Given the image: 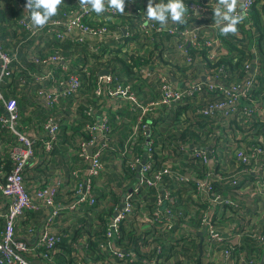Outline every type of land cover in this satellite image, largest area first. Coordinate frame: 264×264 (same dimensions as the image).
Here are the masks:
<instances>
[{
  "label": "built area",
  "instance_id": "obj_1",
  "mask_svg": "<svg viewBox=\"0 0 264 264\" xmlns=\"http://www.w3.org/2000/svg\"><path fill=\"white\" fill-rule=\"evenodd\" d=\"M135 1L137 5L142 4V0ZM183 2L188 7V15L182 24L169 21L161 27L155 21H147V4L135 11L141 18L142 35L147 39L156 41L169 36L178 41L176 48L183 64L188 67L182 86L171 84L170 74L158 59L151 66L142 65L133 70L134 76L145 81L148 91L154 93V98L137 95L132 83L120 82L112 73L99 74L96 78L94 93L97 97L106 95L120 98L136 114L132 134L119 155L135 174L140 165L138 181L127 188L119 198L120 201L113 205L105 224L106 229L101 238L97 239L98 248L102 255L114 259L111 264H159L156 260L136 259L130 251L115 246L123 243L122 239L133 220L153 223L159 234L170 233L177 222L184 226L195 220L198 232L204 234V243L200 248L192 246L190 257H183V264H196L201 258L211 264H258L264 247V232L260 229L261 223H264V58L258 56V36L255 34L251 11L254 7L261 9L264 0H240L237 12H242L244 19L237 26V34L229 35L233 38L232 52L225 48L220 38V26L214 22L213 8L217 0H207V3L205 0ZM26 4L27 0L18 3L17 9L23 13L16 20V26L29 37L52 33L59 41L69 38L78 45L117 34L110 30V24L118 15L111 8L99 14V25L85 22L89 10L79 4L78 9L70 10L64 19L49 20L46 26L36 29L31 27ZM207 31L212 35H206ZM193 49L197 52L205 50L201 53L205 54V58L198 63L196 70L194 66L201 58L192 54ZM27 57L39 71L31 76V81L24 80L22 83L33 88L34 107L49 113L40 122L41 126L35 121L31 127L21 123L16 98L4 96V90L8 95L12 92L11 78L15 71L13 64L16 55L3 50L0 44V86L6 85L3 91L0 88V101L4 110L0 124L14 139L12 143L0 146L1 151L8 148V160L11 163V170L6 172L4 162H0V194L8 203L7 211L1 215L0 264H30L31 260L69 264L53 262L56 246L60 242L59 231L55 228L56 221L65 211L76 212L82 207L96 209L100 205L93 193L96 185L92 180L100 177L103 171L101 157L110 149L105 135L108 131L107 118L106 115L101 119L95 117L94 107L84 106L85 98L89 95H81L82 82L77 73L70 72L67 65H64L61 69L67 74H56L64 61L58 50L45 56L37 55L33 50ZM229 58L231 64H216L219 59ZM195 72L197 74L193 76ZM63 98L70 100L74 112H78L80 107L84 108L87 118L84 131L91 138L88 141L80 139L76 145L77 155L88 166L76 186L75 199L61 205L56 202L61 180L56 179L52 183L41 181L30 191L24 187V180L25 169L31 168L37 158L35 148L38 144H41L44 158L53 149L61 120L52 115V108ZM187 104L191 111H184L178 123L183 129L195 128L196 143L193 146L190 143L179 145V151L187 156L185 166L176 161L177 153L170 145L166 151L170 164L165 161L157 165L154 158L157 147L149 139V128L145 120L152 112L182 109ZM198 122H202V126H198ZM141 137L146 139L144 159L133 153ZM92 146H95V150L89 154ZM71 176L75 180L80 179L78 170H74ZM144 188H151L155 192L154 210L150 217L143 211L142 202L135 208L136 197ZM179 189L186 193L184 200L188 202L185 203V210L180 208L174 193ZM96 204L97 207L93 208ZM38 211L43 212L40 235L37 242L29 246L15 236L14 227L27 213ZM196 237L197 234H194L192 240ZM237 237L253 239L257 251L255 249L251 256L239 251L234 255L233 251L240 247V244L234 242ZM138 244L147 253L154 250L157 254L161 252L160 246L147 247L142 240ZM221 245L225 246L219 248ZM175 247L180 250V246ZM180 251L177 250L178 254ZM192 253L196 254L194 262ZM71 259L70 264H89L85 255L78 250L71 255ZM99 264L108 263L102 259Z\"/></svg>",
  "mask_w": 264,
  "mask_h": 264
},
{
  "label": "crops",
  "instance_id": "obj_2",
  "mask_svg": "<svg viewBox=\"0 0 264 264\" xmlns=\"http://www.w3.org/2000/svg\"><path fill=\"white\" fill-rule=\"evenodd\" d=\"M7 0H0V10H2V14L5 16L2 19L1 25L7 27L9 32L15 34V37L11 39V42L15 44V49H20L21 53L25 55L28 48L34 49L35 52H38L42 55H47L53 53L57 48H61L63 51L64 61L63 64L56 70L57 75H66L67 72L62 70V66L67 65L70 72L75 73L77 70L84 71L88 77H94V75H89L91 72H96V77L99 74H104V71L108 73L111 72V68L118 69L119 66L115 64L118 61H124L126 63L132 64L130 62V57H139L140 58V66H151L153 62L158 59V61L167 69V73L170 74L169 80L171 84L175 87L182 86V81L186 77V72L188 67L186 64H183L182 57L177 50L176 46L178 41H174V39H170L169 36H165L163 38H159L156 41H151L147 39L145 35H142L141 31V18L140 16L136 15V10H141L144 7L143 4H148V1L142 0V4L137 5L135 0H125V9L124 14H120L116 16L115 20L110 24V30L116 32V36L113 34L107 35L102 40L96 41H85L82 44H74L72 40L69 38H65L62 43H59L55 36L52 33H43L39 37H29L25 32L22 33V29L16 26V20L19 19L18 17L14 16V7L6 5ZM75 3L77 0H63V3L58 7V9L71 6L75 7ZM158 3V2H157ZM185 4V2H184ZM18 6V4H17ZM264 4L261 9H257L258 14L261 17V21L264 22ZM21 10V9H19ZM23 13V11L21 10ZM21 13V15H22ZM188 12L186 13L184 19L186 20ZM99 18L100 15L96 14L94 11L89 10V17L85 18V22L90 25H99ZM196 18V17H195ZM171 21V20H169ZM17 34V36H16ZM153 37H158L157 35H153ZM126 38V39H125ZM33 40L34 42L32 43ZM224 44V43H223ZM124 45V46H123ZM225 46V44H224ZM33 47V48H32ZM258 50V56L260 58H264V43L260 42L256 45ZM225 48L228 52H232V49H229L227 46ZM29 50V53L31 52ZM236 49V47H235ZM192 54L197 55L201 58L198 59L197 63L194 66V70L199 67L200 61H203L205 58L204 56L195 51L194 49L191 51ZM17 54V51H16ZM15 54V55H16ZM29 55V54H28ZM28 58V57H27ZM26 58V61H27ZM225 61H229V59H224ZM142 61V62H141ZM15 72L24 71L28 73L30 71L29 68H26V65L22 63L19 59L16 58L15 60ZM138 67V68H139ZM137 68L134 67L133 70ZM196 72L193 76H196ZM33 73L29 75L26 74L27 79L31 81V76ZM131 76V75H130ZM83 77V76H82ZM88 77H83L82 79V91L81 95H89L90 97L85 98L84 106L92 105L96 110L95 117H101L106 115L107 118V126L108 131L105 134L107 138V143L110 145V149L106 150L102 157L101 162L103 164V171L101 176L96 180V186L93 188V192L95 187L102 188L103 184L107 185L113 183V178L117 179V182L121 180V183L128 184V179L124 180V172H123V160L119 155V152L122 151L124 145L126 144L128 138L131 136L133 128L135 126V119L136 114L131 112L127 106V103L117 97H108L106 95H102V97L94 96V87H89L88 84ZM134 77V74L131 76ZM131 83L133 84V88L135 93L139 96L147 95L149 98H154V93L148 91L149 88L145 84L141 78L132 79ZM137 78V77H136ZM141 79V80H140ZM88 84V87H87ZM6 87V85H5ZM2 85L0 86L1 90L3 91L4 88ZM18 89V99L22 103L23 99L29 98L30 99V89L27 86H20L17 85ZM92 88V90H89ZM24 97V98H23ZM18 102V101H17ZM23 104V103H22ZM28 104H31V101L24 104V112L25 115H28L30 118L29 123L34 121L37 122L39 126L40 118H37L36 114L40 113V108L36 107L34 109H30ZM43 110V109H42ZM179 111L181 109H172L168 112L159 110L149 114L147 117L148 120H155L161 119L162 122H159L157 126L154 128L152 134H161V133H173L177 129H183V127L178 123L181 116H179ZM53 116L59 117L61 120L60 130L57 135L56 147L52 149L50 155L44 158L43 149L40 147L36 148L35 156V163L38 165L32 171L30 168H27L25 171V177H28V182L26 181L27 189H31L35 186L36 183L44 182V183H52L56 179L61 180L62 185L61 189L57 195L56 202L64 205L75 199L76 197V186L82 180L85 171L87 170V163L84 162L78 155H77V148L76 145L78 143V139L80 140V136H77L79 133H86L84 131V123L87 118L84 115V110L82 109V113L74 112L72 108V103L68 99H59V102L56 106L52 108ZM43 113V112H42ZM4 115V110L2 108V104L0 101V116ZM21 116V115H20ZM112 116V117H111ZM158 121V120H157ZM164 121V122H163ZM148 135L151 136V131L149 125L153 122L147 121ZM175 128H173V125ZM30 127V126H29ZM64 127V128H63ZM62 128L65 129L62 133ZM174 129V130H173ZM173 130V131H172ZM42 133V130L40 131ZM180 133L177 132L176 135L178 136ZM158 137V135H157ZM63 138V143L60 140ZM65 139V140H64ZM74 140V143L73 142ZM13 135L0 124V146L4 145L5 143H12L13 142ZM65 141V142H64ZM144 144L142 145L143 148L145 147L146 139H144ZM174 142V141H173ZM173 142L169 144L173 147ZM196 141L190 139L188 143L191 146L194 145ZM124 143V144H123ZM73 144V145H71ZM73 147V148H72ZM156 153H155V160L158 164H162L165 161H170L169 156H165L162 158L161 152H165L161 144L156 145ZM75 149V151H73ZM136 149V148H135ZM134 149V150H135ZM89 150L93 152L95 150V146H92ZM89 153V151H88ZM133 153H135L133 151ZM172 153V152H170ZM176 161L181 165L185 166L184 161L187 159V156L181 153L178 149L176 151ZM37 154V155H36ZM76 154V155H75ZM8 155V148L4 149L3 151L0 150V162L6 161ZM131 159V158H130ZM74 162H76L74 166ZM119 166H117V165ZM80 166V168H76ZM32 168V167H31ZM79 171V180H75L71 176V171L73 170ZM105 172L109 175H106ZM105 174V177L103 176ZM136 175V174H135ZM116 176V177H113ZM0 180H2L0 176ZM99 181V182H98ZM132 185H129L130 188ZM117 191L120 192L119 189ZM175 195H177V200L179 206L185 205L186 202L184 197L186 195L185 192L182 190H175ZM121 199V198H120ZM118 198V201H120ZM184 201H183V200ZM107 203H110L109 211L111 212L114 203L112 200L107 197L105 198L103 204L99 205L96 209H90L88 207H82L76 212L65 211L57 218V223L55 228L59 231L65 230L67 239L66 242L70 243L73 242L77 243V248L85 255V260L89 264H99L102 259H105L108 264L114 263V259L110 256H104L99 251L90 252L88 253L87 250H84L83 243L86 242L88 236L90 234L93 235L94 240L98 239L97 235L101 232L102 226H104L107 222L109 211L107 208ZM8 209L7 200L0 194V220L2 223L1 215H3ZM183 210L186 208L182 207ZM143 211L148 215L146 210L143 207ZM33 214H40L33 215ZM43 212L38 211L35 213H27L19 223L16 225V236L18 239L24 241L29 246L34 245L37 242V239L40 235V226L42 223ZM83 220L84 224L78 225L77 222ZM232 221V218L228 219ZM81 225L83 229H81ZM105 227V226H104ZM32 229L29 231L28 229ZM81 229V230H80ZM80 230V231H79ZM130 233V234H129ZM198 227L195 220H191L188 223H185L184 226L180 224H175L174 231L170 233H163L159 234V230L157 227L151 222L145 221V223H141L140 220L135 221L131 227H129V231L124 238L125 245H129L131 240L127 242V236H133V239H136V242L139 243L142 240L145 245L147 246L148 243H163L164 245V253L170 248V246H174L175 243H192V246L195 245L200 248V243L202 242L198 236ZM197 234L198 237L192 240L193 235ZM65 235V236H66ZM244 237H237L234 239L235 243H241ZM204 239V237H203ZM199 242V243H198ZM72 244V245H73ZM151 246V245H150ZM149 246V247H150ZM141 251L147 254V250L145 248H141ZM77 252V251H75ZM73 252L72 255L75 253ZM56 253H59V249ZM71 254V253H70ZM67 252L65 253L66 256H69ZM173 258L170 261H174L177 257L176 254L172 252ZM44 264V263H42Z\"/></svg>",
  "mask_w": 264,
  "mask_h": 264
},
{
  "label": "trees",
  "instance_id": "obj_3",
  "mask_svg": "<svg viewBox=\"0 0 264 264\" xmlns=\"http://www.w3.org/2000/svg\"><path fill=\"white\" fill-rule=\"evenodd\" d=\"M4 1H6V0H4ZM21 1L22 0H7V3H6V5H9V6H12L13 5V6H15L14 7L15 12L13 14H14V16H16L18 18H20L22 16L21 15V13H22L21 10L17 9V4L20 3ZM165 1L167 2V0H165ZM79 4H80L79 3V0H77V3H75V7H72L71 8V6L70 7L67 6V7L58 9L57 15L53 16L50 20H52V19H64V17L70 12V10L78 9ZM263 10H264V7H263ZM2 16L4 17L5 15L4 14H1L0 15V23L3 22L2 21V19H3ZM251 17H252V20L254 22L255 27L257 28L256 33H255L256 36H258L257 42L258 43H260V42H263L264 43V22L261 21V17L258 14L257 9L255 7L251 11ZM21 32L24 33L25 31H21ZM16 36H17V34H16ZM13 37H15V34L12 33V32H9L7 30V27L6 26L0 24V44L3 46V50H5L6 52H14L15 54H16V51H17L16 58L19 59L22 63H24V65H26V68H29L30 71L28 73H26L25 70L24 71H21L20 70V72H15L14 71V74H13V76L11 78L12 92L9 93V95H8V92H6L4 90V96L6 98H8V97L10 98L11 96L14 97V98H16V100L18 101V106H19V110L21 112V115L22 116H26L27 118H29L28 115H25V113L27 111L24 112V104L25 103H28L29 101H31V104H28V107L30 106V109H34L35 108L34 105H33V93H32L33 88H29L28 87L30 89V93H31L30 94V99L29 98H27V100L26 99H23V101H22L23 104H22L20 102V100L18 99V95H17L18 93L17 92H18V89L19 88H17V85L24 86L23 83H22L24 80H25V82L26 81L27 82L30 81L29 79H27L26 74L29 75L30 73H33V74L34 73H37L39 71V69L35 65H33L32 63H30L28 60L26 61V58H27V56L29 54V50L31 49V47L28 48V50L26 52V58H25V55L23 53H21V50L20 49H17V48L15 49V44H13L11 42V39ZM249 37L251 39V36H249ZM220 38H221L222 42L225 44V46H227L229 49H232L233 48V43H232L233 42V38L231 36H229V35L228 36H224L222 34ZM64 40H62V41L57 40V41L59 43H62ZM31 41H32V43L34 42L33 40H31ZM33 50L34 49H31V51H33ZM56 50H58V52H60L62 54V56H63V51L61 50V48H57ZM36 54L41 56V54H39L38 52H36ZM42 56H45V55H42ZM129 59H130V62H132V64L126 63L124 61H120L121 62V64H119L120 65V68L119 67H118V69H115L113 67L111 68L112 74L118 79V81L124 82L126 84L131 81V78H132L131 76L133 74V68L134 67H137L138 68L140 66V64H141L139 62L140 61V58L139 57L131 56ZM224 62L227 63V64H231L232 63L231 60H229V61L222 60L221 61V63H224ZM13 65H15V64H13ZM115 65L116 66H119V65H117V63ZM237 66H238V64L236 65V67ZM96 72L97 71H95V73L94 72H91L89 74L90 76L91 75H94L95 78L88 77L87 74L84 71H81V74L78 73L77 71L75 73H77L79 75V78H80L81 82H82L81 76L88 77V79H89L88 80L89 81L88 82L89 87H92V88L94 87L95 88V86H96V78H97L95 76L96 75ZM88 84H87V87H88ZM92 88H89V90H92ZM94 96H95V94H94ZM82 109L84 110L83 107H80L78 109V112L80 110V112L82 113ZM179 109H181V108H179ZM187 110L191 111L190 110V106L188 104L185 105L181 109V111H179V116H181L182 113L184 111H187ZM36 116H37V118H40V122H43L49 116V113H46L44 110L40 109V113L36 114ZM185 119L187 121H189V119L187 117ZM157 120H158V123L159 122H162L161 119L159 118V119L153 120V123L149 125L150 131H151V136H149V139L152 140V141H154L155 146L158 145V144L160 145L161 142H162V140L167 137L168 139H171V141H174L173 142L174 150L175 151H178L179 145L186 144V143H188L190 141V139L193 140L195 138V131H194L195 128H188V127H186L185 129H182V130L181 129L180 130L177 129L173 133H169V134L168 133H166V134L165 133L164 134L163 133H161V134L158 133V134H155V136H153L152 132H153L154 128L157 126ZM186 120H184V122H183L185 125H186ZM29 121H27V122H22L21 121V123H23L24 125H27V126H30L31 127L33 125V122L29 123ZM145 121L147 122V119ZM35 122H39V121H35ZM86 122H87V120L85 121V123ZM85 123H84V125H85ZM197 125L198 126H202V122H198ZM63 128L61 130L62 133L64 131H66V128L65 129H63ZM179 131H180V133L177 136L176 133L179 132ZM157 135H158V137H157ZM77 136H80V139H84L85 141H88L91 138V136L88 135L87 133H84V134L83 133H79ZM77 141H79V139ZM143 141H144V138L141 137L140 140H139V143L135 147L136 149L134 150V152H135V154H137L138 156H140V157H142L144 159L145 158V150H144L145 147L143 148V146H142L144 144ZM60 142L63 143V138L60 140ZM56 144H57V141H55V143L53 145V148L56 147ZM194 144H195V142H194ZM38 147L41 148V144L40 143L38 144ZM155 153H156V151H155ZM154 158H155V154H154ZM3 162L5 164L4 165V171H6V172L10 171L11 170V163L8 160V155H7V160L6 161H3ZM156 164L157 165H160L157 162H156ZM37 166H38L37 164L35 166H32V168H30V170L32 171ZM25 171H26V169H25ZM123 172H124V180L125 179L126 180L128 179L129 181L127 183L129 185H132L133 186L138 181V179L136 178L135 172L134 171H131L128 168V166L126 165L125 162H123ZM118 183H119V185H121L122 184L121 183V180H119ZM95 185H96V183H95ZM129 185H128V187H129ZM124 186H125V183H123L122 187H124ZM104 187L103 186H102V188H100L98 186L95 187V190H94L93 193H94L96 199L97 200L99 199V200H102L103 201L105 198L109 197L111 200H113L114 204H117L118 203L116 201L117 197H115L113 199V196L111 195V192H107L106 193L104 191ZM126 191H127V189L124 192H121L120 191L121 195H123V193H125ZM154 201H155V192L151 188H144V189H142L140 191V194H138V196L136 197L135 208L136 207H139L140 206V203L142 202L144 209L146 210V212L148 213V215L150 217V214L154 210ZM97 205L98 204H96L93 208L97 207ZM29 213L32 214L33 212H29ZM33 215H39L41 217L40 214H33ZM177 223L180 224L179 222H177ZM177 223H175V224H177ZM77 224L78 225L84 224V221L81 220V221L77 222ZM16 225L14 227V234H15V236H16V231H15L16 230ZM104 226H102L101 232L98 233L99 234V236L97 235L98 238H101V234L103 233V231H105V229H106L105 227L106 226L105 227ZM2 227H3V225H2L1 220H0V231L2 230ZM81 229H83L82 225H81ZM260 229L264 232V223H261ZM28 230H32V229L30 228ZM173 231H174V229H173ZM173 231H171V232H173ZM58 234H59V237H60V242L58 243V245L56 246V248H57V250L59 249V253H55V255H54V261L53 262H57V263H65L66 262V263H69L70 264L72 262V259H71L72 253L75 252V251H77L78 248H77V246L76 247L74 246L75 245V243L73 244L74 240H73V242H70V243L66 242L67 235H66L65 230H62V231L59 230V233ZM124 238L122 239V242H124ZM127 238H128L126 240L127 242L129 241V239L131 240V243L129 245H125V243H118L115 246L117 248L130 251L131 253L134 254V256L136 257V259L156 260V261H158L159 264H183L182 263L183 262L182 261L183 260V257H188V255L190 257V252L192 250V243H186V245H184L183 243H175L174 246L173 245L170 246V248L167 250V252L164 253V248L165 247H164L163 243H154L155 246H160L161 247V252L159 254H157L156 251L154 250V251L148 252L146 254L145 252L141 251V248L142 247L139 246V244L136 242V239L135 240L133 239V236H130V237L127 236ZM255 243L256 242L253 241V239H251L250 237H244L242 239L241 243H238V245L240 244V247L239 248L237 247L235 249V251H233L234 255H236L237 252L239 251V252H243L247 256H249V255L251 256V254L255 251V249L257 251V245ZM86 244L87 245H86V247H84V250H87L88 253H90V252H96L97 253L99 251L97 239L94 240V237H93L92 234H90L88 236V238L86 240ZM150 245L152 246V243H148L147 247H149ZM175 246H180L181 252L179 254H177V257H176V259L174 261H170L173 258L172 252H173V249H176ZM224 246L225 245H221V246H219V248H222ZM78 251H80V250H78ZM66 252L68 254H70V253L71 254L69 256H66L65 255ZM44 264H50V263L49 262H44ZM196 264H211V263H205L203 261V259L201 258V259H199V260L196 261ZM217 264H221V263L220 262H217Z\"/></svg>",
  "mask_w": 264,
  "mask_h": 264
},
{
  "label": "clouds",
  "instance_id": "obj_4",
  "mask_svg": "<svg viewBox=\"0 0 264 264\" xmlns=\"http://www.w3.org/2000/svg\"><path fill=\"white\" fill-rule=\"evenodd\" d=\"M63 0H27L26 11L30 12L31 27L41 29L47 25L49 20L57 15L58 7ZM82 8L102 14L109 8L120 14H124L125 0H79ZM240 0H217L214 12V22L220 26L224 36L235 35L238 32L237 26L243 21L244 16L237 12ZM242 8V4H240ZM188 7L183 0H148L146 9L147 21H155L164 27L169 20L173 23H184Z\"/></svg>",
  "mask_w": 264,
  "mask_h": 264
},
{
  "label": "rangeland",
  "instance_id": "obj_5",
  "mask_svg": "<svg viewBox=\"0 0 264 264\" xmlns=\"http://www.w3.org/2000/svg\"><path fill=\"white\" fill-rule=\"evenodd\" d=\"M198 1V0H197ZM201 1H203V0H201ZM206 1V3H207V0H205ZM214 1H216V0H214ZM0 12H2V10H0ZM2 13H0V15H1ZM256 28V27H255ZM256 30H257V28H256ZM206 35H212V33H209L208 31L206 32ZM199 52V51H198ZM205 52V50L204 49H202V51L201 52H199V53H204ZM203 56H204V54H202ZM223 59H219L218 60V62L216 63V64H221V61H222ZM119 64H121V62L120 61H118V65ZM15 68V67H14ZM119 68H120V65H119ZM77 72L78 73H80L81 74V71L80 70H77ZM107 75V74H106ZM81 79H83V77L81 76ZM132 79H138V78H136V76H134ZM141 80V79H140ZM129 83H131V81L129 82ZM18 108H19V106H18ZM20 111V110H19ZM20 115H21V112H20ZM30 119L29 118H27L26 116H22L21 115V121L22 122H27V121H29ZM175 125L176 124H174L173 125V128H175ZM174 130V129H173ZM172 130V131H173ZM57 140H58V138H57ZM74 140L75 139H73V142L72 143H74ZM173 141H171V139H168L167 137L166 138H164L163 140H162V142H161V147H163V150H166V151H168L169 150V144H171ZM71 145H73V144H71ZM73 148V147H72ZM73 151H75V149H73ZM76 155V154H75ZM161 156H162V158H165V156H167V155H165V152L163 151V152H161ZM167 163L168 164H170V162L167 160ZM76 164V162H74V166H77V165H75ZM117 165V164H116ZM118 166V165H117ZM119 167V166H118ZM76 168H80V166L78 165V167H76ZM75 170V169H74ZM73 172V170L71 171V173ZM105 174L106 175H109V174H107L106 172H105ZM105 174L103 175L104 177H105ZM101 176V175H100ZM113 177H116V176H113ZM25 180L27 181L28 180V177H25ZM24 180V187H26V181ZM97 180V179H96ZM96 180H92V182H93V184H95V182H96ZM113 183H110V184H107V185H104L103 184V187H104V191L107 193V192H111V195L113 196V199L115 198V197H117V199H116V201L118 202V198H120L121 197V193L119 192V191H117V189H119L121 192H124L126 189H127V187H128V185L129 184H125V186L124 187H122V185H123V183L121 184V185H119V183L117 182V179L116 178H113ZM28 182V181H27ZM99 182V181H98ZM26 189H27V187H26ZM29 191L31 190V189H28ZM124 190V191H123ZM105 200V199H104ZM104 200L102 201V200H99V204H102L103 202H104ZM183 200V199H182ZM184 201V200H183ZM112 202H113V200H112ZM116 202V203H117ZM114 203V202H113ZM109 205H110V203H107V208H108V210L107 211H109V209H110V207H109ZM182 207H184V208H186V205H183V206H180V208L182 209ZM111 209H113L112 207H111ZM201 233V232H200ZM202 235H203V237H204V234L202 233ZM199 243V242H198ZM201 243H204V239L202 240V242ZM77 244V243H76ZM184 244V243H183ZM83 245V247H86V245L87 244H85V243H83L82 244ZM178 251H180L179 249H177ZM177 250L176 249H173V253L174 254H178V252H177ZM100 252V251H99ZM181 252V251H180ZM191 255H194L193 257H195V259H193L192 260V262H194V260H196V254L195 253H192Z\"/></svg>",
  "mask_w": 264,
  "mask_h": 264
},
{
  "label": "water",
  "instance_id": "obj_6",
  "mask_svg": "<svg viewBox=\"0 0 264 264\" xmlns=\"http://www.w3.org/2000/svg\"><path fill=\"white\" fill-rule=\"evenodd\" d=\"M104 74H108V72L104 71ZM89 154H91V150H89ZM139 169H140V165L136 168V178H138ZM162 207H164V205ZM198 236H199L200 240L202 241L203 240L202 233L199 232ZM201 244L202 243H200V246H201ZM29 262H30V264H42V262L40 260H31ZM258 264H264V247H263V250H262Z\"/></svg>",
  "mask_w": 264,
  "mask_h": 264
}]
</instances>
